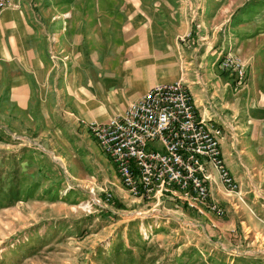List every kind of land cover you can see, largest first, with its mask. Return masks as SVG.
Segmentation results:
<instances>
[{"label": "rangeland", "instance_id": "obj_1", "mask_svg": "<svg viewBox=\"0 0 264 264\" xmlns=\"http://www.w3.org/2000/svg\"><path fill=\"white\" fill-rule=\"evenodd\" d=\"M11 1L32 12L56 64L32 90L33 119L0 108V264H264V0ZM136 6L182 8L192 20L182 37L187 49L216 60L253 96L248 122L261 133L252 138V123L228 131L242 140L238 151L226 152L240 188L211 185L225 214L177 197L135 199L59 95L82 41L92 36L97 54L105 38L74 22L89 17L97 29L115 10ZM230 54L242 60V77L221 66Z\"/></svg>", "mask_w": 264, "mask_h": 264}, {"label": "crops", "instance_id": "obj_2", "mask_svg": "<svg viewBox=\"0 0 264 264\" xmlns=\"http://www.w3.org/2000/svg\"><path fill=\"white\" fill-rule=\"evenodd\" d=\"M31 13L26 5L0 13V108L7 113L19 111L26 120L33 119L31 112L35 111L31 106L33 88L56 64L47 55L46 38L39 36ZM185 15L176 6H136L115 10L109 14V23H100L97 29L89 17L81 24L74 22V28L98 30L99 38H105L97 54L92 36L82 41L85 46L77 55H71L74 66L67 75V84L61 86L65 91L59 90V95L66 94L71 115L89 130L91 123L108 122L123 113L154 86L183 79L199 113L223 126L222 147L230 168L226 152L238 151L242 140L229 138V128L246 129L252 123V138L261 133L256 132L255 122H248L253 96L242 94L234 76L221 70L216 60L201 58L187 49L182 37L192 20ZM41 110L46 116V108ZM218 178L213 171L212 184L219 185Z\"/></svg>", "mask_w": 264, "mask_h": 264}, {"label": "built area", "instance_id": "obj_3", "mask_svg": "<svg viewBox=\"0 0 264 264\" xmlns=\"http://www.w3.org/2000/svg\"><path fill=\"white\" fill-rule=\"evenodd\" d=\"M13 5L0 0V12ZM221 66L244 75L242 60L232 54ZM89 130L135 199L177 197L191 207L207 205L225 214L212 195L213 171L228 191L240 188L224 157L222 126L199 113L184 80L154 86L123 113L93 122ZM154 142L162 150H148Z\"/></svg>", "mask_w": 264, "mask_h": 264}, {"label": "trees", "instance_id": "obj_4", "mask_svg": "<svg viewBox=\"0 0 264 264\" xmlns=\"http://www.w3.org/2000/svg\"><path fill=\"white\" fill-rule=\"evenodd\" d=\"M109 201H112V199H111V200H109Z\"/></svg>", "mask_w": 264, "mask_h": 264}]
</instances>
